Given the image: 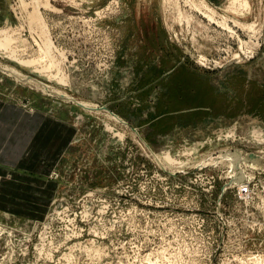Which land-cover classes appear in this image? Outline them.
<instances>
[{
  "label": "rangeland",
  "instance_id": "374dc122",
  "mask_svg": "<svg viewBox=\"0 0 264 264\" xmlns=\"http://www.w3.org/2000/svg\"><path fill=\"white\" fill-rule=\"evenodd\" d=\"M39 1L0 0V39L30 60L44 28L66 80L0 53V180L41 114L75 133L0 200V264H264V0Z\"/></svg>",
  "mask_w": 264,
  "mask_h": 264
},
{
  "label": "crops",
  "instance_id": "0c3cea01",
  "mask_svg": "<svg viewBox=\"0 0 264 264\" xmlns=\"http://www.w3.org/2000/svg\"><path fill=\"white\" fill-rule=\"evenodd\" d=\"M41 116H43L42 123L31 138L20 157L21 159L11 165L2 163V170L12 172L11 179L0 180V200L6 203H23L18 199L20 194L16 189H26V186L28 189L34 188L25 182L26 179L38 180L37 187L40 188L36 190L45 193V188L49 183L42 176L44 177L54 170L72 143L71 138L75 133V128L69 122H63L43 114ZM40 140L43 144H39ZM16 170H20L22 173L16 172ZM42 184L45 188H42Z\"/></svg>",
  "mask_w": 264,
  "mask_h": 264
},
{
  "label": "bare ground",
  "instance_id": "6f19581e",
  "mask_svg": "<svg viewBox=\"0 0 264 264\" xmlns=\"http://www.w3.org/2000/svg\"><path fill=\"white\" fill-rule=\"evenodd\" d=\"M35 1L38 2L39 0H35ZM38 3L40 5V1ZM45 5H47V4H45ZM250 8H251V5L249 4L248 0H229V5H228V7L225 8V10L227 12L230 11V12L236 14V15H239V14H246V13L250 12L251 11ZM206 10H207V8H206ZM211 13L212 12H208V16L210 18H213V14H211ZM29 19L31 20L32 23H37V22L40 23V22H42L40 20L41 17L39 16V12L37 10H35V9H34L33 13L31 14V16L29 17ZM233 20H234V22H236L238 24H241L242 27L245 30H247L248 32L253 33V35L256 34L255 33L256 32V29H255L256 24L255 23L242 22L241 20H238V19H233ZM31 25L34 26V24H31ZM35 26H37V25L35 24ZM37 27L40 28L41 26L38 25ZM38 30L42 31V35L41 36H43L42 38H44V39L42 40L43 43H42L41 47L39 48V51H38L37 55L35 56V58L33 57L30 60L22 59L19 56L18 47L19 48L22 47L23 41L20 38L14 37V35L12 36V35H8V34H7V36L5 35V37L3 36L2 39H0V53L2 55H5L6 57L8 56L9 58L17 61V63L19 62L22 65H26L27 67L30 68V70H32L35 73H39V74H41V75H43V76H45V77H47L49 79H56V81L64 82L66 80L65 76H62L61 74H59V71L56 72L57 75L51 73L53 68H57L58 67L59 63H57L58 61H56L55 60L56 58H54L53 57L54 55H52V52H53L52 51L53 50L52 47H53V45H51V42L48 39L47 31H45L44 28H41V29H38ZM45 60L46 61L48 60L49 62L47 64H45V66H44L43 61H45ZM58 94H60V93H58ZM251 135H253V137L255 139H257V141H263L264 140V134H263V130H262L261 127L254 128L251 131ZM258 161H260V158H258L257 160H254L255 164H257ZM166 162L168 164L172 163L171 159L168 158V156L166 158ZM79 245H74L73 249H75V247H77ZM64 257L66 259H68L69 257H71V254L69 253L68 255H65Z\"/></svg>",
  "mask_w": 264,
  "mask_h": 264
}]
</instances>
